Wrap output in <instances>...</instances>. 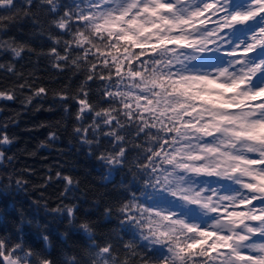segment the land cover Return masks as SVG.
<instances>
[{
    "label": "snow or ice",
    "instance_id": "1",
    "mask_svg": "<svg viewBox=\"0 0 264 264\" xmlns=\"http://www.w3.org/2000/svg\"><path fill=\"white\" fill-rule=\"evenodd\" d=\"M23 21L40 29L46 49L9 35ZM26 54L68 82L50 87L17 70ZM5 55L0 71L15 79L0 81V102L20 110L0 121V191L27 193L23 173L32 172L7 170L18 140L9 127L56 107L65 115L56 124L73 121L76 150L103 167L102 179H122L102 212L116 227L97 234L87 209L77 223L79 203H65L79 179L49 166L40 187L62 181L60 202L41 193L32 204L85 243L54 254L50 223L20 208L13 231L0 232V264H264V0H0ZM60 138L50 130L38 147Z\"/></svg>",
    "mask_w": 264,
    "mask_h": 264
},
{
    "label": "trees",
    "instance_id": "2",
    "mask_svg": "<svg viewBox=\"0 0 264 264\" xmlns=\"http://www.w3.org/2000/svg\"><path fill=\"white\" fill-rule=\"evenodd\" d=\"M17 28L22 31H18ZM40 29L34 27L30 21H23L16 27H13L9 35H14L20 41H26L33 48L39 50L46 49L49 41L39 34ZM10 56L5 55L0 57V61H7ZM17 70L22 71L25 75L34 72L36 76L40 77L41 81L48 84L50 87H61L67 83L68 73L53 80L57 74L48 66L45 58H37L35 54H26L23 60L16 64ZM15 77H8L3 71H0V81L8 82L14 80ZM79 83L74 80L71 88L74 90ZM52 103L51 100L45 102V107ZM6 106V110L0 112V121L7 117L13 116L15 111L20 110L18 103L10 101L0 102ZM75 106L73 105V111ZM19 124L9 127L8 131L18 137L8 151L16 154V161L13 166L8 167V171H12L13 167L16 170H23L24 168L32 169L31 173L25 172L24 176L28 179V191L17 192L10 190L8 192L0 191V232L13 231L14 225L18 223L17 209L22 208L25 216L34 221L39 220L41 224L50 223V231L52 234V241L54 245L53 252H59L61 249L71 250L72 248L82 247L86 241L83 233L75 231L66 227V221H60L57 218L46 216L43 210L37 211L32 204L33 199H46L50 206L55 207L60 202L59 194L63 189L62 181H53L46 188L40 187L43 184L44 177L48 174V168L51 166L52 175H55L57 170L64 173L71 174L77 177L80 181L79 188L73 197L65 200V203H79L80 211L78 213L80 220L85 219V210H88L87 218L91 220L97 228V234L110 233L116 227L115 221H106L102 215L103 208L109 200L116 196L117 187L121 182V175L114 173L109 181L102 179L104 173L103 167L94 159L87 155L84 148L77 151L75 138L71 137V126L73 121L67 119V130L58 126L56 121L65 122V115L59 107L52 112L40 111L27 113L19 117ZM46 122L49 127L40 128L39 130L28 131L32 125ZM50 130H58L61 138L49 148H39L41 141H46L47 134ZM72 140V144H69ZM35 153L32 155L31 153ZM62 166V167H61ZM3 171V169H0ZM76 197H79L77 200ZM98 201L99 203H96ZM68 232L67 241L60 239L61 232ZM25 239L29 243L39 246L40 241L36 235L34 227L28 225L24 226Z\"/></svg>",
    "mask_w": 264,
    "mask_h": 264
}]
</instances>
